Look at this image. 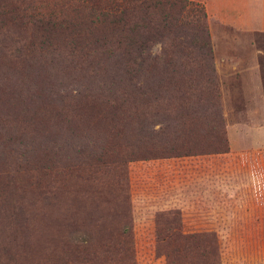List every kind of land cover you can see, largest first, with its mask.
Returning <instances> with one entry per match:
<instances>
[{
	"label": "rangeland",
	"instance_id": "rangeland-1",
	"mask_svg": "<svg viewBox=\"0 0 264 264\" xmlns=\"http://www.w3.org/2000/svg\"><path fill=\"white\" fill-rule=\"evenodd\" d=\"M192 1L206 13L226 152L96 165L90 145L43 148L34 137L63 123L55 111L76 85L0 73V262L78 264L75 230L94 234L100 262L98 235L115 242L128 222L135 264H158L163 250L149 233L174 225L157 217L206 212L218 264H264V0ZM228 7L241 16L236 24Z\"/></svg>",
	"mask_w": 264,
	"mask_h": 264
},
{
	"label": "trees",
	"instance_id": "trees-1",
	"mask_svg": "<svg viewBox=\"0 0 264 264\" xmlns=\"http://www.w3.org/2000/svg\"><path fill=\"white\" fill-rule=\"evenodd\" d=\"M43 65L53 74L42 76ZM24 72L38 84L65 79L76 85L66 108L55 111L65 125L34 137L43 148L90 145L96 165L227 150L206 13L198 2L0 0V73ZM157 220L174 225L149 233V245L155 241L163 250L158 264H218L208 213ZM129 224L116 231L115 242L98 235L100 262L94 234L70 232V241L83 247L77 263L107 264L104 258L112 257L114 264H135ZM188 224L195 229H185Z\"/></svg>",
	"mask_w": 264,
	"mask_h": 264
},
{
	"label": "crops",
	"instance_id": "crops-1",
	"mask_svg": "<svg viewBox=\"0 0 264 264\" xmlns=\"http://www.w3.org/2000/svg\"><path fill=\"white\" fill-rule=\"evenodd\" d=\"M229 5H230V3H229ZM255 10H256V8H255ZM259 10L262 11V8H260ZM226 18L229 19L227 21V23H229V24L235 23L236 24L238 22L239 18H241V16H240L238 10H236L235 8H232V7H228L227 17ZM253 18H255V16ZM245 19L248 21V17L247 16H246ZM248 23H249V21H248Z\"/></svg>",
	"mask_w": 264,
	"mask_h": 264
}]
</instances>
